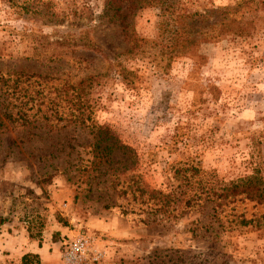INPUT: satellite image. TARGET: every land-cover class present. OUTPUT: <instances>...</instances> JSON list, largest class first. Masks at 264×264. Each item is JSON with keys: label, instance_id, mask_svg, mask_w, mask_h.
Masks as SVG:
<instances>
[{"label": "rangeland", "instance_id": "obj_1", "mask_svg": "<svg viewBox=\"0 0 264 264\" xmlns=\"http://www.w3.org/2000/svg\"><path fill=\"white\" fill-rule=\"evenodd\" d=\"M108 1L0 0V73L23 72L43 110L82 101L110 133L54 118L0 130V264H71L81 236L80 264H264V200L220 196L264 187V0H124V23ZM115 140L131 150L102 156Z\"/></svg>", "mask_w": 264, "mask_h": 264}, {"label": "trees", "instance_id": "obj_2", "mask_svg": "<svg viewBox=\"0 0 264 264\" xmlns=\"http://www.w3.org/2000/svg\"><path fill=\"white\" fill-rule=\"evenodd\" d=\"M251 1V0H249ZM124 0H109L105 5V16L108 18V21L110 22H126L127 18L129 17L128 13H124V7H123ZM246 2V1H245ZM141 3H146V0H141ZM161 3H167L166 5L171 6V4H168V0H161ZM244 2H240L235 6V11L238 10V7L241 6V4ZM145 5V4H144ZM143 4L141 6L145 7ZM153 5V4H152ZM132 6V4H129L127 8ZM214 27V26H213ZM241 26L237 24L236 21L233 20V22L229 23L226 27V32L228 35H238L243 33ZM225 32V33H226ZM88 34V33H87ZM218 39L217 34L215 32H212L210 38H208V41H213ZM68 40H65L64 42H58L59 44L66 45L68 44ZM77 41V40H76ZM75 41V42H76ZM88 47H92L94 49L100 50V47L91 40V37L88 35L82 36L80 38L79 42ZM64 43V44H63ZM71 43V42H70ZM4 74L0 73V91L2 92L0 96V130L10 131L18 126L21 127H28L33 125L34 121H44L49 120V122L54 118L60 121H65L67 124L73 123L80 126H88L97 128L100 132L99 136H101V141L109 140L110 133L108 130H105L103 132L101 126L95 121L91 114L84 109L83 102H73V99L66 100L70 106L71 110L70 113L67 116H64L63 114L59 115V108L61 106V102H58L54 99L49 101V104L47 105L46 109L43 110L42 106L45 102L44 101H37L35 97L28 96L26 93V88L23 87L20 83L22 80V76L25 74L23 72H15L13 74ZM17 75V76H16ZM25 77L30 78V75H26ZM93 76H89L87 79L92 81ZM89 83V82H86ZM91 84V83H89ZM37 107V110L41 113L39 114V120L35 119L33 120L30 111ZM34 116V115H33ZM112 137V136H111ZM126 149L131 150V148L127 145L121 144L118 140L111 141V144H106L102 149V156L108 157L114 149ZM262 179L258 176H252L248 177L247 179L241 180L239 182L231 183L230 185L223 188V193L220 194V196H223L222 198H227L228 196H235L240 193H245L248 197L251 198H257L259 200H264V187H262ZM135 189L139 191V198H145L148 196L149 199H153L156 197V195L161 194L162 192L156 189H152L151 191L143 188L139 184H135ZM210 190L214 194V188H211ZM134 196H137L134 194ZM218 198H220L218 196ZM164 204V203H163ZM166 205V203L164 204ZM264 220V215L262 216ZM4 217L0 216V225L5 223ZM245 223H249L246 220ZM43 225V224H42ZM30 231V237L31 238H38L40 241L42 239V228L38 232H33L32 228L29 227ZM57 235H59L57 233ZM31 258H36L37 263H40V255L39 254H33L29 253L23 256V264H29Z\"/></svg>", "mask_w": 264, "mask_h": 264}, {"label": "built area", "instance_id": "obj_3", "mask_svg": "<svg viewBox=\"0 0 264 264\" xmlns=\"http://www.w3.org/2000/svg\"><path fill=\"white\" fill-rule=\"evenodd\" d=\"M90 251V242L84 236H81L77 240L70 242L66 247L64 258L71 264H80L88 255ZM102 253H97L94 256V260H99Z\"/></svg>", "mask_w": 264, "mask_h": 264}]
</instances>
